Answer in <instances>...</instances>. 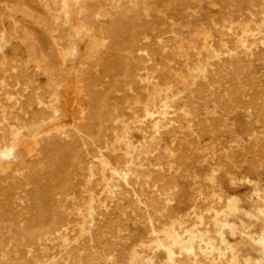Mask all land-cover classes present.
Listing matches in <instances>:
<instances>
[{
  "label": "rangeland",
  "instance_id": "1",
  "mask_svg": "<svg viewBox=\"0 0 264 264\" xmlns=\"http://www.w3.org/2000/svg\"><path fill=\"white\" fill-rule=\"evenodd\" d=\"M263 37L264 0H0V264H264Z\"/></svg>",
  "mask_w": 264,
  "mask_h": 264
},
{
  "label": "bare ground",
  "instance_id": "2",
  "mask_svg": "<svg viewBox=\"0 0 264 264\" xmlns=\"http://www.w3.org/2000/svg\"><path fill=\"white\" fill-rule=\"evenodd\" d=\"M174 1V0H173ZM170 3V2H169ZM172 7V6H171ZM241 8V7H240ZM159 10V9H158ZM239 10V9H238ZM156 11V10H155ZM80 12V11H79ZM139 16V15H138ZM174 17V16H173ZM55 21V20H54ZM154 22V21H153ZM264 38V37H263ZM261 39V38H260ZM120 49V48H119ZM235 50V49H234ZM126 51V50H125ZM260 51V50H259ZM120 52V51H119ZM254 52V51H253ZM122 53V52H121ZM101 55V54H100ZM147 55V54H146ZM240 55V54H239ZM261 57V56H260ZM124 60V59H123ZM133 60V59H132ZM136 61H137V59H136ZM227 61V60H226ZM237 62V61H236ZM236 62H234L235 64H236ZM141 65V64H140ZM136 67V66H135ZM144 67V66H143ZM145 68V67H144ZM242 68V67H241ZM27 73V72H26ZM28 74V73H27ZM124 75V74H123ZM216 75V74H215ZM246 78V77H245ZM248 78V77H247ZM89 79V78H88ZM118 79V78H117ZM215 80V79H214ZM135 81V80H134ZM213 81V80H212ZM233 82V81H232ZM249 82V81H248ZM117 83V82H116ZM255 83V82H254ZM257 83V82H256ZM252 84V83H251ZM17 85V84H16ZM114 85V84H113ZM89 86V85H88ZM90 87V86H89ZM110 87V86H109ZM231 87V86H230ZM259 87V86H258ZM203 88V87H202ZM206 88V87H205ZM32 89V88H31ZM216 89V88H215ZM203 90V89H202ZM237 90H238V88H237ZM212 91V90H211ZM234 91H236V90H234ZM105 92H106V90H105ZM29 93V92H28ZM38 93V92H37ZM202 93V92H201ZM170 94V93H169ZM238 94V93H237ZM40 95V94H39ZM241 95V94H240ZM252 96V95H251ZM241 97V96H240ZM105 100V99H104ZM13 101V100H12ZM219 101V100H218ZM247 102V101H246ZM251 102V101H250ZM188 104V103H187ZM239 104V103H238ZM247 105V104H246ZM231 107V106H230ZM183 110V109H182ZM254 110V109H253ZM186 112V111H185ZM98 113V112H97ZM170 113V112H169ZM193 113V112H192ZM60 114H62V113H60ZM96 115H98V114H96ZM75 116V115H74ZM100 116V115H99ZM98 116V117H99ZM222 116H223V114H222ZM250 116V115H249ZM192 119V118H191ZM213 119V118H212ZM151 120V119H150ZM203 121H204V119H203ZM202 121V122H203ZM217 121V120H216ZM96 123V122H95ZM105 124V123H104ZM40 125V124H39ZM99 125V124H98ZM201 126V125H200ZM71 127V126H70ZM96 127V126H95ZM145 127V126H144ZM179 127V126H178ZM99 130V129H98ZM97 130V131H98ZM199 130H200V128H199ZM77 131V130H76ZM203 131V130H202ZM157 133V132H156ZM92 134V133H91ZM200 134V133H199ZM198 134V135H199ZM214 135V134H213ZM88 137V136H87ZM92 137V136H91ZM86 138V137H85ZM142 138V137H141ZM262 139V138H261ZM143 140V139H142ZM149 140V139H148ZM191 140V139H190ZM257 140V139H256ZM83 141V140H82ZM141 141V140H140ZM171 141V140H170ZM251 141V140H250ZM257 141H259V140H257ZM88 143H89V141H87ZM183 143V142H182ZM259 143H261L260 141H259ZM87 144V143H86ZM59 145V144H58ZM82 145V144H81ZM85 145V144H84ZM195 145V144H194ZM258 146V145H257ZM259 146H261V145H259ZM81 147V146H80ZM86 147V146H85ZM256 147V146H255ZM168 148V147H167ZM183 149V148H182ZM252 149V148H251ZM250 149V150H251ZM247 150V149H246ZM258 150V149H257ZM260 150V149H259ZM77 151H79V150H77ZM96 151V150H95ZM249 151V150H248ZM167 153V152H166ZM255 153V152H254ZM100 154V153H99ZM256 154V153H255ZM261 154V153H260ZM259 154V155H260ZM75 155V154H74ZM76 156V155H75ZM157 158V157H156ZM53 160V159H52ZM148 160V159H147ZM177 160V159H176ZM128 162V161H127ZM179 162V161H178ZM160 163V162H159ZM179 164V163H178ZM170 165V164H169ZM102 167V166H101ZM145 167V166H144ZM89 169V168H88ZM159 171V170H158ZM157 171V172H158ZM172 172H174L173 170H172ZM127 173V172H126ZM125 173V174H126ZM159 174H161V173H159ZM157 176V175H156ZM163 176V175H162ZM165 176V175H164ZM163 176V177H164ZM147 177V176H146ZM162 178V177H161ZM166 180V179H165ZM34 181L36 182V183H39V177L37 176V177H35V179H34ZM173 183V182H172ZM165 184V183H164ZM150 185V184H149ZM174 185H175V183H174ZM159 187L160 186H162V185H158ZM157 186V187H158ZM171 186V185H170ZM133 189V188H132ZM165 189V188H164ZM150 192V191H149ZM150 199V198H149ZM161 199V198H160ZM143 200V199H142ZM159 200V199H158ZM144 201V200H143ZM150 202V201H149ZM158 202V201H157ZM129 203V202H128ZM140 203V202H139ZM142 203V202H141ZM146 203H148V201L146 202ZM161 203V202H160ZM141 205V204H140ZM162 206V205H161ZM144 207V206H143ZM146 208V207H145ZM54 209V208H53ZM147 209V208H146ZM157 211V210H156ZM8 215V214H7ZM103 215H104V213H103ZM147 215H149V212H148V214ZM154 216V215H153ZM262 219L264 220V215H263V217H262ZM23 220V219H22ZM150 220V219H149ZM114 221V220H113ZM117 223V222H116ZM96 224V223H95ZM151 224V223H150ZM49 229H50V227H49ZM121 229H122V227H121ZM46 230V229H45ZM110 230V229H109ZM123 230V229H122ZM18 231V230H17ZM43 232V231H42ZM108 234V233H107ZM94 236V235H93ZM121 239V238H120ZM106 243V242H105ZM174 243H178V244H180L181 245V241L180 240H172V241H165V242H163L162 244L163 245H165L166 247H168V249H169V254H171V245L172 244H174ZM182 246V245H181ZM185 249H187V250H190L191 248H192V244L191 243H188L186 246H183ZM85 248V247H84ZM89 253V252H88ZM107 254V253H106ZM131 264H150V261L149 260H139V259H137V260H135V261H132L131 262ZM234 264H236V262L234 261ZM240 264V263H239Z\"/></svg>",
  "mask_w": 264,
  "mask_h": 264
}]
</instances>
